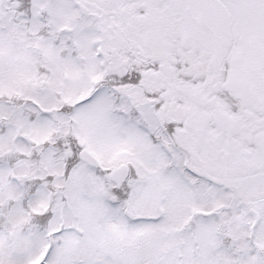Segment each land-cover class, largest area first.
I'll return each mask as SVG.
<instances>
[{
    "label": "snow or ice",
    "instance_id": "obj_1",
    "mask_svg": "<svg viewBox=\"0 0 264 264\" xmlns=\"http://www.w3.org/2000/svg\"><path fill=\"white\" fill-rule=\"evenodd\" d=\"M0 264H264V0H0Z\"/></svg>",
    "mask_w": 264,
    "mask_h": 264
}]
</instances>
